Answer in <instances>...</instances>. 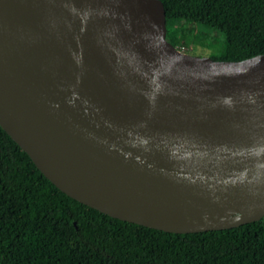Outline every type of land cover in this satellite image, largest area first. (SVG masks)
Listing matches in <instances>:
<instances>
[{
	"label": "water",
	"instance_id": "obj_1",
	"mask_svg": "<svg viewBox=\"0 0 264 264\" xmlns=\"http://www.w3.org/2000/svg\"><path fill=\"white\" fill-rule=\"evenodd\" d=\"M0 124L112 217L174 233L264 218V54L180 51L161 0H0Z\"/></svg>",
	"mask_w": 264,
	"mask_h": 264
},
{
	"label": "trees",
	"instance_id": "obj_2",
	"mask_svg": "<svg viewBox=\"0 0 264 264\" xmlns=\"http://www.w3.org/2000/svg\"><path fill=\"white\" fill-rule=\"evenodd\" d=\"M161 1L176 47L190 41L216 60L255 56L264 0ZM0 264H264V218L174 233L112 217L60 190L0 124Z\"/></svg>",
	"mask_w": 264,
	"mask_h": 264
},
{
	"label": "rangeland",
	"instance_id": "obj_3",
	"mask_svg": "<svg viewBox=\"0 0 264 264\" xmlns=\"http://www.w3.org/2000/svg\"><path fill=\"white\" fill-rule=\"evenodd\" d=\"M188 24L191 26L199 27V22H197L196 20H191L188 22ZM215 35L220 39H222L223 37V35L221 34L215 33ZM250 46L252 53L255 54L254 57L262 56L264 54V34L252 36L250 39ZM177 47L180 48L182 52L194 57L207 58L212 52L211 49L192 43L190 41L180 42ZM219 47L220 46H217V48Z\"/></svg>",
	"mask_w": 264,
	"mask_h": 264
},
{
	"label": "built area",
	"instance_id": "obj_4",
	"mask_svg": "<svg viewBox=\"0 0 264 264\" xmlns=\"http://www.w3.org/2000/svg\"><path fill=\"white\" fill-rule=\"evenodd\" d=\"M178 48V47H177ZM180 50V48H178ZM181 51V50H180Z\"/></svg>",
	"mask_w": 264,
	"mask_h": 264
}]
</instances>
